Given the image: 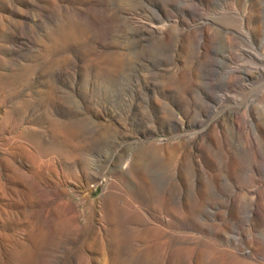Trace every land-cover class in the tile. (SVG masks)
I'll return each instance as SVG.
<instances>
[{
    "label": "rangeland",
    "instance_id": "rangeland-1",
    "mask_svg": "<svg viewBox=\"0 0 264 264\" xmlns=\"http://www.w3.org/2000/svg\"><path fill=\"white\" fill-rule=\"evenodd\" d=\"M0 264H264V0H0Z\"/></svg>",
    "mask_w": 264,
    "mask_h": 264
},
{
    "label": "bare ground",
    "instance_id": "bare-ground-1",
    "mask_svg": "<svg viewBox=\"0 0 264 264\" xmlns=\"http://www.w3.org/2000/svg\"><path fill=\"white\" fill-rule=\"evenodd\" d=\"M198 171V170H197ZM200 172V171H199Z\"/></svg>",
    "mask_w": 264,
    "mask_h": 264
}]
</instances>
